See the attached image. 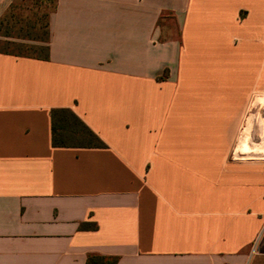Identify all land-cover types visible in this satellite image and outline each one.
Returning <instances> with one entry per match:
<instances>
[{
  "label": "crops",
  "instance_id": "1",
  "mask_svg": "<svg viewBox=\"0 0 264 264\" xmlns=\"http://www.w3.org/2000/svg\"><path fill=\"white\" fill-rule=\"evenodd\" d=\"M47 32L0 51V264H264V160L232 153L264 0H55ZM57 109L104 147H53Z\"/></svg>",
  "mask_w": 264,
  "mask_h": 264
},
{
  "label": "rangeland",
  "instance_id": "2",
  "mask_svg": "<svg viewBox=\"0 0 264 264\" xmlns=\"http://www.w3.org/2000/svg\"><path fill=\"white\" fill-rule=\"evenodd\" d=\"M52 4L51 0H23L13 17L0 29V51L42 56L43 52L38 48H44V44L36 41L44 40V16L51 10ZM3 34L10 37H2ZM30 48L36 50L28 52ZM245 117L244 127L237 134L232 153L245 160H264V97L250 100ZM237 149H240L239 152Z\"/></svg>",
  "mask_w": 264,
  "mask_h": 264
},
{
  "label": "trees",
  "instance_id": "3",
  "mask_svg": "<svg viewBox=\"0 0 264 264\" xmlns=\"http://www.w3.org/2000/svg\"><path fill=\"white\" fill-rule=\"evenodd\" d=\"M52 1L51 10L44 16L45 22L43 26L44 40L36 41L38 43L45 44L48 38L47 32V18L49 14L54 10L55 0ZM17 6H11L6 14L0 19V29L7 24L8 20L13 17L14 11ZM2 37L9 38L8 34H3ZM43 52L42 56L11 53L8 51H2V53L12 54L20 57H31L35 59L47 58V49L38 48ZM36 50V48L28 49V52ZM51 131H52V146L63 148H103L102 141L86 126L84 123L70 110L57 109L51 111ZM116 259H105L97 256H88L86 259L87 264H116Z\"/></svg>",
  "mask_w": 264,
  "mask_h": 264
}]
</instances>
